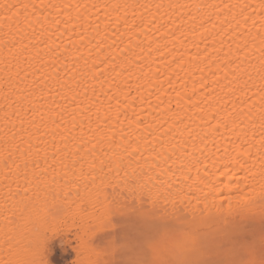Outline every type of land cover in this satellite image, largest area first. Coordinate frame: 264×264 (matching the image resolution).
<instances>
[{
	"label": "snow or ice",
	"instance_id": "1",
	"mask_svg": "<svg viewBox=\"0 0 264 264\" xmlns=\"http://www.w3.org/2000/svg\"><path fill=\"white\" fill-rule=\"evenodd\" d=\"M73 226L93 264H264V0H0V264Z\"/></svg>",
	"mask_w": 264,
	"mask_h": 264
},
{
	"label": "bare ground",
	"instance_id": "2",
	"mask_svg": "<svg viewBox=\"0 0 264 264\" xmlns=\"http://www.w3.org/2000/svg\"><path fill=\"white\" fill-rule=\"evenodd\" d=\"M129 203H131V199H129ZM134 217H118L116 219L117 229L115 232H113V236H121L122 233L124 234L125 231H131L132 225H133ZM255 227L257 232L260 229V222L259 220L255 221ZM123 225L125 227H121ZM122 230V233L120 232ZM69 231L70 233L74 234V238L77 241V246L74 247V250L76 253L75 262L76 264H93V261L97 259L95 256L93 249L99 248L102 243H100V235H103V232H98L96 234H85L83 231L78 230L75 226L70 228H65L63 230H60L56 232L55 234L53 232L48 233V243L50 240V237H53L55 235H59L61 232ZM120 232V233H119ZM67 237V236H66ZM102 238V237H101ZM75 241V242H76ZM87 241H93V243H87Z\"/></svg>",
	"mask_w": 264,
	"mask_h": 264
},
{
	"label": "rangeland",
	"instance_id": "3",
	"mask_svg": "<svg viewBox=\"0 0 264 264\" xmlns=\"http://www.w3.org/2000/svg\"><path fill=\"white\" fill-rule=\"evenodd\" d=\"M121 227H124V226L121 225ZM122 230L123 229L121 228V231H120L121 233H122ZM111 235L113 236V232L111 233ZM99 237H100L99 242L103 244L107 239L110 238V233L108 231H105V233L103 235H100ZM75 241L76 239L74 238V234L70 233L69 231L61 232L59 235L50 237L49 258H50L51 264H76L75 262L76 253H74L75 252L74 247L77 246V241L76 242Z\"/></svg>",
	"mask_w": 264,
	"mask_h": 264
}]
</instances>
